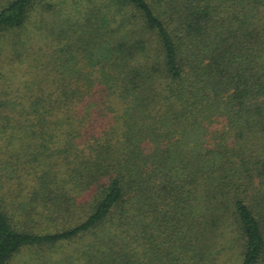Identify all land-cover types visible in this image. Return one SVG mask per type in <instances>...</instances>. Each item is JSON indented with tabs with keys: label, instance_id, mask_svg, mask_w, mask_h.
<instances>
[{
	"label": "trees",
	"instance_id": "trees-1",
	"mask_svg": "<svg viewBox=\"0 0 264 264\" xmlns=\"http://www.w3.org/2000/svg\"><path fill=\"white\" fill-rule=\"evenodd\" d=\"M235 251L264 264V0H0V264Z\"/></svg>",
	"mask_w": 264,
	"mask_h": 264
},
{
	"label": "rangeland",
	"instance_id": "rangeland-1",
	"mask_svg": "<svg viewBox=\"0 0 264 264\" xmlns=\"http://www.w3.org/2000/svg\"><path fill=\"white\" fill-rule=\"evenodd\" d=\"M53 1H58V0H53ZM39 10H40V7L38 8V6H37V8L35 9V11H34V13H33V15H34V17L33 18H37V16L40 14V12H39ZM42 10V9H41ZM40 10V11H41ZM35 15H37V16H35ZM48 14L46 13L45 14V16H47ZM40 16V15H39ZM35 18V19H36ZM38 41V40H37ZM37 45H42L41 43H37ZM238 253V251H235V253H234V255L232 256V253H231V256H230V258H229V256H227L226 257V261L227 262H229L230 264L231 263H233L234 262V259H236V254ZM27 257H28V255H26V254H23V256H21V258L20 259H18L19 260V262H18V260H17V262L15 263V264H23L24 263V260H27ZM237 260V259H236ZM233 261V262H232ZM227 262H225V263H227Z\"/></svg>",
	"mask_w": 264,
	"mask_h": 264
}]
</instances>
